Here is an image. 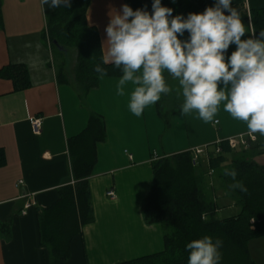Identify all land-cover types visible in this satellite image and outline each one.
Segmentation results:
<instances>
[{"label":"crops","instance_id":"obj_1","mask_svg":"<svg viewBox=\"0 0 264 264\" xmlns=\"http://www.w3.org/2000/svg\"><path fill=\"white\" fill-rule=\"evenodd\" d=\"M125 2L133 8L150 7V0H90L85 19L95 27L99 46L109 8ZM245 2L248 9L264 8V0ZM53 11L40 0H0V69L18 66L26 72L25 82L21 79L26 84L20 86L0 75V149L5 155L0 165V264H48L47 251L40 244L38 214L57 199L60 186L74 182L68 139L86 127L93 113L102 116L106 128L88 178L94 220L71 240L67 264H115L164 249V226L146 223L141 212L153 177V158L204 148L199 169L203 177L208 174L209 182L203 181V190L217 205V217L221 212L237 214L236 197L227 191L221 172L213 177L221 167L209 168L206 149L248 134L245 124L222 107L207 123L195 112L181 115L179 108L162 115L158 109L163 94L141 116H134L127 109V91L124 96L116 94L120 72L98 74L97 86L83 90L75 79L79 48L52 45L44 34ZM101 56L100 48L98 64ZM173 94L179 96L176 90ZM32 116L43 118L39 135L32 132ZM254 141L264 137L256 134ZM109 190L114 197L107 195ZM28 198L34 204L22 212ZM255 239L260 249L256 251L251 240L250 255L255 264H264V236Z\"/></svg>","mask_w":264,"mask_h":264},{"label":"trees","instance_id":"obj_2","mask_svg":"<svg viewBox=\"0 0 264 264\" xmlns=\"http://www.w3.org/2000/svg\"><path fill=\"white\" fill-rule=\"evenodd\" d=\"M164 1L174 9L173 15L202 11L212 3V0ZM89 3L90 0H70V7L55 9L48 17L44 33L52 45L55 42L79 48L75 79L85 91L98 84V73L94 68L100 56L96 29L89 26L85 19ZM235 7L245 23L250 18L252 28H264V8L248 9L245 0H235ZM184 35L186 37L187 33ZM231 50L230 46L229 52ZM108 67L112 71L107 69L106 73L120 72L110 64ZM62 70L59 67L60 77L63 76ZM25 73V69L18 66L0 69V75L13 78L17 86L26 84L23 83ZM181 101L170 92L163 95L158 110L166 115L178 109ZM105 137L104 119L93 113L86 127L68 139L75 180L60 186L57 199L38 214L40 244L47 251L48 264H67L71 255V240L81 232L83 225L94 220L88 178L97 161V143ZM217 148L220 150L217 151ZM245 148L248 154L235 156L226 139L206 149L209 168H224L221 172L223 183L227 191L236 197L240 207L237 214L226 217L216 216L217 205L201 187L204 177L199 170V155L185 150L153 158V177L141 203V212L146 223L160 222L164 226L165 247L161 252L115 264H186L188 253L185 244L205 234L221 239V264H255L250 255L249 242L264 236V163H258L253 156L264 154V141L248 140ZM4 161L5 155L0 149V165ZM226 170L236 171V180L244 185L245 192L229 188L233 181L225 175Z\"/></svg>","mask_w":264,"mask_h":264},{"label":"clouds","instance_id":"obj_3","mask_svg":"<svg viewBox=\"0 0 264 264\" xmlns=\"http://www.w3.org/2000/svg\"><path fill=\"white\" fill-rule=\"evenodd\" d=\"M40 4L55 10L70 7V0ZM173 11L162 0H150V7L127 2L110 7L94 71L102 76L109 64L120 70L116 94L127 91V109L134 116L175 91L171 78L182 97L181 115L195 112L213 122L222 107L245 124L250 138L264 137V28H252L250 18L245 23L235 0H212L186 15ZM225 175L233 181L230 189L246 191L235 170ZM221 245L220 238L207 234L191 239L185 244L186 264H221Z\"/></svg>","mask_w":264,"mask_h":264},{"label":"built area","instance_id":"obj_4","mask_svg":"<svg viewBox=\"0 0 264 264\" xmlns=\"http://www.w3.org/2000/svg\"><path fill=\"white\" fill-rule=\"evenodd\" d=\"M30 124L33 134L35 135L41 134L43 127V118L41 116H32L30 118ZM228 140L230 145L234 148L235 146L246 147L248 145V140H254V139L250 138L249 134H239L238 136L228 138ZM216 150L219 151L220 149L217 148ZM204 151H205L204 148H195L194 150L195 156L203 153ZM107 195L110 197H114L115 193L113 190H109L107 192ZM33 204H34V200L32 198H28L23 205L22 212H25Z\"/></svg>","mask_w":264,"mask_h":264},{"label":"rangeland","instance_id":"obj_5","mask_svg":"<svg viewBox=\"0 0 264 264\" xmlns=\"http://www.w3.org/2000/svg\"><path fill=\"white\" fill-rule=\"evenodd\" d=\"M57 48V47H56ZM57 50H58V48H57ZM59 52V50L57 51V53ZM168 83H169V86L172 88V87H174L175 86V90H176V93H177V95H179L178 94V92H179V86H178V84H177V82L175 81V80H172L171 78H168ZM177 88V89H176ZM171 93H173V92H171ZM164 96L165 95H167V94H163ZM181 99L182 97H180V96H177V99ZM233 150H234V155L235 156H243L244 154H248V149L247 148H245L244 146H235L234 148H233ZM257 156H259V155H255V156H253V159L254 160H256L255 158H257V160L259 161H262V159H264V157H263V155L262 156H259V157H257ZM224 168H221V169H219L218 171H216V174H214L213 175V177L215 178V176L217 175V174H219L220 172H222V170H223ZM200 170V169H199ZM218 172V173H217ZM206 175H208V174H206ZM205 175V179H203V180H205V183L207 184L208 182H209V177H207ZM220 175V174H219ZM201 187H202V184H201ZM209 189V188H208ZM231 213H233V212H231ZM226 215H228V212H221V213H219L218 214V216L219 217H223V216H226ZM252 243L251 244H256L257 246H255V248L254 249H256V251H259V249H260V247H258L259 246V241H258V239H252V241H251ZM262 249H264V246H262ZM263 260L261 259V262H262Z\"/></svg>","mask_w":264,"mask_h":264}]
</instances>
